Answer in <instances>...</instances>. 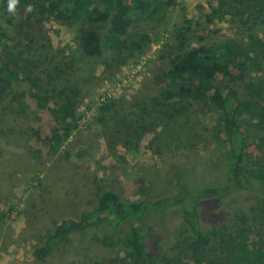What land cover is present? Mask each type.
Returning <instances> with one entry per match:
<instances>
[{"label": "trees", "instance_id": "trees-1", "mask_svg": "<svg viewBox=\"0 0 264 264\" xmlns=\"http://www.w3.org/2000/svg\"><path fill=\"white\" fill-rule=\"evenodd\" d=\"M0 3L7 8V0ZM28 4L34 6L33 12L25 11ZM176 6L177 0H19L17 10L21 21L29 15L37 27L40 21L54 19L75 28L83 56L100 58L109 51L125 64L124 54L141 51L149 40L148 35L133 33L134 26L140 21L161 23ZM210 10L208 23L230 21L238 36L211 41L198 36L197 43H191L194 19L185 18L188 27L170 32L174 45H165L167 55L162 56L168 60V69L154 79L158 91L143 114L152 111L168 126V121L175 122L196 104L209 109L216 117L215 140L227 161L226 181L196 189L180 176L177 196L151 199L143 193L141 201L124 202L113 190L97 193L94 204L82 209L77 218L56 224L44 236L42 246L33 251L37 263L46 264L63 253L72 238L108 225L110 232L96 231L92 239L106 249L119 248L122 256L113 258L112 264H264V0H218ZM29 27L24 34L30 37L26 47L0 32V101L9 95L24 99L27 94L16 92L15 85L37 78L31 97L52 116L48 142L50 150L58 152L79 127L82 91L74 85H59L60 74L36 75L39 59L22 58L21 52L32 50L31 44L37 42L34 34L40 28ZM22 33L18 28L17 34ZM111 102L108 99L100 112H109ZM143 114L133 122L117 116L118 133L134 152L150 130ZM234 196L255 201L250 214L243 209L232 214L224 211L223 204ZM203 200H212L215 206L207 205L206 214L218 220L211 228L204 225L198 210ZM179 204L183 226L176 239L172 236L176 252L169 254L152 227L167 229L174 217L169 211Z\"/></svg>", "mask_w": 264, "mask_h": 264}, {"label": "rangeland", "instance_id": "rangeland-1", "mask_svg": "<svg viewBox=\"0 0 264 264\" xmlns=\"http://www.w3.org/2000/svg\"><path fill=\"white\" fill-rule=\"evenodd\" d=\"M177 2L161 23L140 21L134 26L133 33L148 35L149 40L141 51L125 53V64L109 51L100 58H87L79 49L75 28L51 19L40 21L39 29L29 15L21 21L19 10L11 15L0 3V32L18 45L30 43L24 35L30 31L29 24L39 29L32 50H19L22 58L39 59L36 75L43 78L45 71L60 74L59 85H74L82 91L79 127L58 152H52L48 142L52 116L31 97L37 78L15 85L16 92L27 94L24 99L9 95L0 101V264H39L33 251L42 246L44 236L56 224L77 218L82 209L94 204L97 193L113 190L124 202L141 201L144 194L151 199L177 196L180 176L196 189L218 187L226 181L227 161L215 140L216 117L209 109L196 104L175 122L168 121V126L152 111L143 114L158 91L154 79L168 69V60L162 56L167 55L165 45H174L170 32L188 27L185 18L194 19L191 43H197L198 36L210 41L238 36L230 21L207 22L210 7L218 0ZM18 28L22 34H17ZM45 88L50 89L47 82ZM108 99L111 110L100 112ZM141 114L150 130L134 152L124 144L116 122L122 116L133 122ZM245 199L232 197L223 204L224 211L232 214L243 209L250 214L255 201ZM209 204L215 207L212 200L200 201L198 210L204 225L211 228L218 220L206 214ZM181 206L170 209L174 217L167 229L152 227L169 254L176 252L174 238L183 226ZM96 231L102 234L111 228L104 225ZM96 231L72 238L63 253L46 264H112L122 254L119 248L106 249L94 241Z\"/></svg>", "mask_w": 264, "mask_h": 264}, {"label": "clouds", "instance_id": "clouds-1", "mask_svg": "<svg viewBox=\"0 0 264 264\" xmlns=\"http://www.w3.org/2000/svg\"><path fill=\"white\" fill-rule=\"evenodd\" d=\"M19 5V0H7V12L11 15H15ZM25 11L33 12L34 6L31 4L26 5Z\"/></svg>", "mask_w": 264, "mask_h": 264}, {"label": "built area", "instance_id": "built-area-1", "mask_svg": "<svg viewBox=\"0 0 264 264\" xmlns=\"http://www.w3.org/2000/svg\"><path fill=\"white\" fill-rule=\"evenodd\" d=\"M102 100H105V98H103Z\"/></svg>", "mask_w": 264, "mask_h": 264}]
</instances>
